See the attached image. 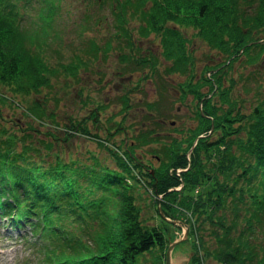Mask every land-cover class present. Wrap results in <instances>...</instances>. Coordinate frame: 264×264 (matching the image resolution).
Returning <instances> with one entry per match:
<instances>
[{
  "label": "trees",
  "instance_id": "1",
  "mask_svg": "<svg viewBox=\"0 0 264 264\" xmlns=\"http://www.w3.org/2000/svg\"><path fill=\"white\" fill-rule=\"evenodd\" d=\"M15 1L0 0V214L30 226L25 263L166 264L179 220L189 236L175 249L190 240V264L203 258L264 264V0H109L115 34L130 49L136 36H161L165 74L186 76L181 98L193 94L197 107V125L179 136L165 141L148 127L123 147L109 144L121 125L102 138L85 119L70 118L63 135L33 126L10 130L1 121L2 106L10 105L24 107L40 126L58 125L44 90L61 73L80 70V64L51 65L45 53L52 49L47 38L59 35L53 24L64 0H40L34 28L22 25ZM190 28L219 57L200 77L183 31ZM99 50L92 41L88 51L98 56ZM123 58L157 73L156 57ZM237 67H252L240 75V87ZM124 105L131 107L128 99ZM147 106L163 126L164 102ZM99 108L89 116L95 122ZM78 132L96 148L72 149ZM159 142V153L152 149L159 165L152 167L138 150Z\"/></svg>",
  "mask_w": 264,
  "mask_h": 264
},
{
  "label": "rangeland",
  "instance_id": "2",
  "mask_svg": "<svg viewBox=\"0 0 264 264\" xmlns=\"http://www.w3.org/2000/svg\"><path fill=\"white\" fill-rule=\"evenodd\" d=\"M17 4L22 15L20 17L22 25L28 28L38 27L37 13L42 5L40 0H18ZM71 11L74 16H71ZM87 14L91 17L87 18ZM99 17L102 19L98 25ZM113 19L109 0L103 4H99L97 0H64L61 12L53 24V31L59 35L55 38L56 36L51 34L47 38L52 49H47L45 53L50 58L51 65L80 64V70L77 76L68 77L67 74L61 73L58 78L53 79L52 90H44L49 108L55 110L58 115V125L50 122L40 126L39 122L24 113V107L10 105L2 106L1 113L4 119L1 121L10 127V130L15 127L33 126L40 131L49 128L58 135H63L70 118L74 121L85 119L84 124L92 133H97L102 138L107 137V128L116 132L121 125L123 129L110 137L109 144H119L122 147L126 139L130 141L135 134L148 127H157L165 141H169L171 136H179V130L183 128L195 127L196 99L191 93L181 98L179 84L186 79L185 75L165 74L166 62L162 56L161 36L158 34L145 38L136 36L135 49H130L126 41L115 34ZM85 23L89 24V28L87 27L84 32ZM135 25V22L130 24L131 28ZM183 31L189 39L191 54L196 62L195 74L200 77L204 66L213 64V61L219 57L217 58L215 50L197 36L194 29H183ZM92 41L100 47L98 56L88 51ZM124 55L150 59L156 57L157 73H153L147 67L148 64L143 68L138 67L139 65L133 60H125ZM250 69L252 67L248 69L237 67L233 75L238 80L239 87L243 81L240 75L247 74ZM34 98L36 97L31 96L28 101ZM126 98L131 106L128 111L124 110ZM150 102H164L166 115L163 126L155 125L154 120L159 117L155 110L148 108L147 104ZM99 106L102 108H99L98 122H95L89 116ZM75 136L72 139V149L96 148L94 139L80 132ZM161 146L162 142L154 143L140 148L138 152L144 154L145 161L152 167H157L159 159L156 157V152ZM0 215L4 217L6 214ZM2 216H0V264H27L25 261L31 258V252L29 253L28 248L24 246L23 243L27 241L22 239L21 234L26 233L29 226L25 223L20 229L11 225L9 220ZM188 228L187 225L178 222L172 229V233L175 231V240L183 238ZM185 240H188V237ZM192 252V242L189 240L177 246L172 257L183 255L190 258ZM202 264L219 263L203 258Z\"/></svg>",
  "mask_w": 264,
  "mask_h": 264
},
{
  "label": "water",
  "instance_id": "3",
  "mask_svg": "<svg viewBox=\"0 0 264 264\" xmlns=\"http://www.w3.org/2000/svg\"><path fill=\"white\" fill-rule=\"evenodd\" d=\"M160 206V205H159ZM164 214V213H162ZM179 221H174V223H178ZM188 237V233L187 230L185 231V236L183 238H179L174 240L167 251V260H166V264H189L187 263V261L189 262V257L188 256H183V255H175L173 256V250L175 248V246L180 243L182 240H184L185 238Z\"/></svg>",
  "mask_w": 264,
  "mask_h": 264
}]
</instances>
